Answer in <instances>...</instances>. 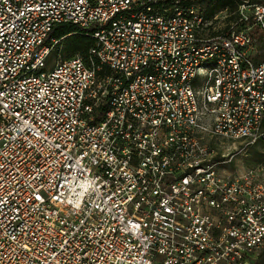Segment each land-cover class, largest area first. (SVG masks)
Here are the masks:
<instances>
[{
  "label": "built area",
  "instance_id": "1",
  "mask_svg": "<svg viewBox=\"0 0 264 264\" xmlns=\"http://www.w3.org/2000/svg\"><path fill=\"white\" fill-rule=\"evenodd\" d=\"M200 1L0 0V264H264L230 167L264 152V0L224 32Z\"/></svg>",
  "mask_w": 264,
  "mask_h": 264
},
{
  "label": "rangeland",
  "instance_id": "2",
  "mask_svg": "<svg viewBox=\"0 0 264 264\" xmlns=\"http://www.w3.org/2000/svg\"><path fill=\"white\" fill-rule=\"evenodd\" d=\"M198 6L202 9L204 17L215 24V29L226 31L235 23L237 13V0H201ZM216 18L214 21L213 19ZM67 38V37H66ZM65 38V39H66ZM61 57L73 55L64 49V41L60 45ZM78 54V53H74ZM231 163L230 167L234 168V172L240 168L261 169L258 173L259 179L264 182V152L255 148L249 149L245 154L237 155Z\"/></svg>",
  "mask_w": 264,
  "mask_h": 264
},
{
  "label": "trees",
  "instance_id": "3",
  "mask_svg": "<svg viewBox=\"0 0 264 264\" xmlns=\"http://www.w3.org/2000/svg\"><path fill=\"white\" fill-rule=\"evenodd\" d=\"M71 32H76L75 27L71 24H65L51 30L50 35L58 38L63 35H67ZM63 41H64V49L66 52L70 54L78 53L83 57H86L87 51L89 47L92 45V39H90L89 37L81 36L77 33H72L71 35L67 36V38L64 39Z\"/></svg>",
  "mask_w": 264,
  "mask_h": 264
}]
</instances>
